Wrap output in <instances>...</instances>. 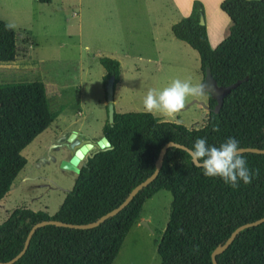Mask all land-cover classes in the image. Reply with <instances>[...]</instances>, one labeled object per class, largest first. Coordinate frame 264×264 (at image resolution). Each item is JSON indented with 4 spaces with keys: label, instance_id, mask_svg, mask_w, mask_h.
<instances>
[{
    "label": "trees",
    "instance_id": "1",
    "mask_svg": "<svg viewBox=\"0 0 264 264\" xmlns=\"http://www.w3.org/2000/svg\"><path fill=\"white\" fill-rule=\"evenodd\" d=\"M36 2L46 5L50 0ZM218 7L230 26L214 48L209 45L205 25L198 22L203 16L200 2L193 1L189 14L170 26L173 38L196 52L202 78L207 72L217 87L239 81L222 98L217 113L212 111L215 102L209 95V111L198 129L162 122L145 112H114L112 123L105 122L101 129L111 149L95 153L80 165L71 189L52 215L15 208L0 223V262L21 250L35 223L86 224L115 208L152 173L159 149L167 142L189 149L197 138L219 146L234 137L240 148L264 149V0H222ZM21 55L14 30L0 20V63L13 62ZM97 61L104 71L102 87L110 76L115 87L118 62L107 57ZM55 117L40 82L0 83V200L25 165L21 151ZM242 155L259 174L250 184L241 182L234 189L218 178H205L185 151L168 148L155 179L116 215L87 230L40 227L12 264H111L143 203L160 190L170 195V203L155 248L159 264H211V251L233 229L264 213V155ZM215 263L264 264V222L240 231L215 256Z\"/></svg>",
    "mask_w": 264,
    "mask_h": 264
},
{
    "label": "rangeland",
    "instance_id": "2",
    "mask_svg": "<svg viewBox=\"0 0 264 264\" xmlns=\"http://www.w3.org/2000/svg\"><path fill=\"white\" fill-rule=\"evenodd\" d=\"M0 20L14 30L22 53L13 62L0 63V83L40 82L49 109L56 113L50 125L21 151L25 165L0 200V223L15 208L52 215L84 161L79 160L76 172L62 165L82 143L96 150L106 122L104 71L98 58L107 57L119 65L112 97L115 113L144 112L147 90L162 89L175 78L202 85L198 57L172 38L169 26L178 21L168 16L163 0H50L46 5L36 0H0ZM224 25L217 18L209 22L210 47L227 36ZM85 46L88 52L83 51ZM207 97L204 91L189 97L173 120L151 115L198 129L207 115V111L203 114ZM169 203L170 195L164 190L143 203L111 264H159L155 248L167 222Z\"/></svg>",
    "mask_w": 264,
    "mask_h": 264
},
{
    "label": "clouds",
    "instance_id": "3",
    "mask_svg": "<svg viewBox=\"0 0 264 264\" xmlns=\"http://www.w3.org/2000/svg\"><path fill=\"white\" fill-rule=\"evenodd\" d=\"M90 49L85 46L83 51ZM203 92V85L194 84L191 79H173L162 89L149 88L143 98V111L147 114L159 115L165 120H173L184 109L189 97ZM218 131L219 129H214ZM188 155L194 166L202 169L207 179H220L225 185L238 188L241 182L248 185L259 174L258 170L250 169L242 155L240 142L228 137L223 143L209 145L206 138H197Z\"/></svg>",
    "mask_w": 264,
    "mask_h": 264
},
{
    "label": "water",
    "instance_id": "4",
    "mask_svg": "<svg viewBox=\"0 0 264 264\" xmlns=\"http://www.w3.org/2000/svg\"><path fill=\"white\" fill-rule=\"evenodd\" d=\"M198 22L200 25L204 24L202 16L199 17ZM113 83H114L113 77L110 76L104 81V85L102 87L103 93H104L105 108H106V111H105L106 112V122L108 124L112 123V116L114 113L113 98H112L113 97V89H114ZM238 83H239V81L230 87H217L215 82L208 75V73L205 72V74L203 75V78H202L203 91L208 93V95L215 102V105L212 109L213 113H217L218 109L221 106L222 98L225 95H227L229 93L230 89L235 87L236 84H238ZM204 109L207 112L209 111L207 106H204ZM73 136H74V134L72 133L68 137V141H71V139H73ZM74 145H75V143H74ZM172 147L183 150L188 154V151H187L188 149L182 145H179V144H176L173 142L165 143L159 149V152L157 154V158H156L155 163H154V169H153L152 173L147 178H145L143 181H141L136 186H134L129 191L127 196L123 199V201L120 204H118L115 208H113L110 211H108L107 213L101 215L96 220H94L90 223H86V224L72 225V224L61 223V222L54 221V220L41 221V222L35 223L29 229V231L25 237V240L23 242V246H22L21 250L14 257H12L10 260H8L6 262H0V264H12L16 260H18L23 255V253L25 252L27 245H28V242H29V239L31 238L32 234L34 233V231L36 229H38L40 227H43L46 225H53V226H57V227H66V228H72V229H78V230H87V229H91V228L98 226L99 224H101L106 219L116 215L120 210H122L129 203V201L134 197V195L138 191H140L142 188L146 187L151 181H153L155 179V177L158 174V171L161 167L163 156H164L166 150L168 148H172ZM110 149H111L110 143L105 138V136L102 135L96 143V150L95 151H91L92 145L90 143H82L80 146H78L77 148L74 149V151H73L74 153L71 155L67 164L70 166H77L80 159L85 161L87 158H90L92 155H94L97 152H104V151H107ZM241 150H242V154L243 153H253V154L264 155V149L241 148ZM190 160H191V158H190ZM263 222H264V213L260 219L255 220V221L250 222V223L242 224V225L236 227L235 229H233L231 231V233L229 234V236L224 240V242L221 245L215 247L211 251V253H210L211 264H216L215 263V256L221 254L230 245V243L233 241L235 236L240 231L247 229V228L258 226L259 224H261Z\"/></svg>",
    "mask_w": 264,
    "mask_h": 264
},
{
    "label": "crops",
    "instance_id": "5",
    "mask_svg": "<svg viewBox=\"0 0 264 264\" xmlns=\"http://www.w3.org/2000/svg\"><path fill=\"white\" fill-rule=\"evenodd\" d=\"M193 1L200 2L202 7H203V16L202 17H203V21H204V25H205V31H206L207 36H209V29H210L209 22L214 20L215 18H217L219 20H223V22L225 24H227V26L226 25H224L225 27L223 26V29L227 28V31H228V28L230 26V22H229L228 18L219 10V7H218L219 3L222 0H163V5L166 9L168 16L179 21L180 19L186 17L189 14L190 9H191V3ZM223 18H225L226 21H224ZM170 26H169V32H170ZM216 32L218 35L217 37H221V31L219 29H217ZM170 34H171V32H170ZM172 38H173V36H172ZM176 41H178V40H176ZM217 41L215 42V44L213 46L211 45V48H214L219 43V42L217 43ZM203 110H204L203 114H205L206 110L204 108H203ZM74 143H75V145H77V142H74ZM75 145H73V146H75ZM71 155H72V153H71ZM67 163L68 162H66V164Z\"/></svg>",
    "mask_w": 264,
    "mask_h": 264
},
{
    "label": "bare ground",
    "instance_id": "6",
    "mask_svg": "<svg viewBox=\"0 0 264 264\" xmlns=\"http://www.w3.org/2000/svg\"><path fill=\"white\" fill-rule=\"evenodd\" d=\"M75 167L76 166H70L68 164H63L62 165V168L67 169V170H70V171H73V172H76V168Z\"/></svg>",
    "mask_w": 264,
    "mask_h": 264
}]
</instances>
